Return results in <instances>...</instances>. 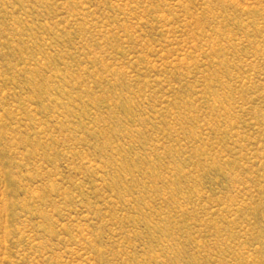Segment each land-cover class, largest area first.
I'll use <instances>...</instances> for the list:
<instances>
[{"label": "rangeland", "instance_id": "rangeland-1", "mask_svg": "<svg viewBox=\"0 0 264 264\" xmlns=\"http://www.w3.org/2000/svg\"><path fill=\"white\" fill-rule=\"evenodd\" d=\"M0 264H264V0H0Z\"/></svg>", "mask_w": 264, "mask_h": 264}]
</instances>
